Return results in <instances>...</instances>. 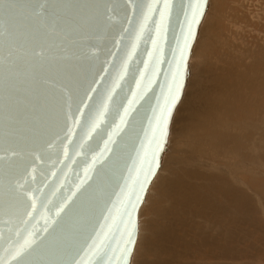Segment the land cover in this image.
<instances>
[{"label": "water", "instance_id": "1", "mask_svg": "<svg viewBox=\"0 0 264 264\" xmlns=\"http://www.w3.org/2000/svg\"><path fill=\"white\" fill-rule=\"evenodd\" d=\"M206 5L173 0L158 33L155 0H0V264H130L175 106L150 167L155 118Z\"/></svg>", "mask_w": 264, "mask_h": 264}, {"label": "bare ground", "instance_id": "2", "mask_svg": "<svg viewBox=\"0 0 264 264\" xmlns=\"http://www.w3.org/2000/svg\"><path fill=\"white\" fill-rule=\"evenodd\" d=\"M206 10H208V0ZM202 22L201 20L200 25ZM208 28L205 30L209 33L208 36L206 35V42L216 37L214 31ZM244 65L245 67L242 68H234L230 73H217L214 69L213 74L211 70L212 75H209L210 77L207 79L200 74L197 77V83H192V89L188 90L189 93L180 105L183 100L181 94L173 109L170 118L172 124L169 122L171 125L169 130L179 136L180 132L187 129L186 135L191 142L204 139V143L205 139L209 138L207 147L213 151H216L217 148L219 151L226 150L227 144H231L235 147L237 154H244L242 157L245 159L248 157L252 160L254 155H248L252 154V150H254L259 154L256 161L261 158L264 163V152L262 153L264 56L258 55L250 64ZM207 71L206 73H208ZM187 76H189L188 70ZM202 86L205 88V96L196 94V91L199 94L203 93L201 91L203 88H200ZM193 96H204L205 98L200 97L194 101ZM202 102L203 104L211 103L210 107L214 105L215 108L214 106L210 110L206 108L205 111H197L193 108L194 103L198 107L203 106L204 108L206 105H202ZM207 107L209 106L207 105ZM222 108L223 110H221ZM208 117L210 120L207 119ZM204 122L214 125L215 130L208 133L203 127L201 128L200 126ZM257 126H260V137H257L256 134ZM256 146L261 148L256 150ZM166 152L168 153L167 150ZM185 156V160H189L190 165L195 166L192 155L187 153ZM161 160L162 157L159 168ZM199 161L204 163L202 160ZM247 162V160H241V164L246 165L248 169L255 168V161L248 164ZM186 164L188 165L187 162H179L181 165L179 170L176 168L171 170L167 163L164 164L167 166L165 172L161 171L162 173L158 175L157 179L156 174L154 175L156 179L153 183L154 190L149 199L154 200V196L165 199L167 194L170 197L177 196L174 205L168 207L165 214L172 216L173 219L182 216L180 219H174L182 221L180 230L176 228L173 220L162 231L152 224L144 225L145 230L143 235L140 234L142 237L140 247H137L139 253L136 256L135 264H189V260L200 262V257L204 255L202 259L213 263L215 261L234 263L239 260L251 262L244 264L264 263V176L259 174L260 172L252 170H243L237 176L221 165L212 166L210 161L204 163L206 169H211L210 172L201 171L199 168L186 166ZM216 169L218 170L216 171ZM165 174L166 176H164ZM148 206H151L150 203ZM153 212L151 213L153 214ZM191 219L193 225H188ZM191 230L192 234H189ZM133 250L132 254H134ZM144 253L147 255L140 259V255ZM149 256L150 258L147 260ZM131 258L130 256V261Z\"/></svg>", "mask_w": 264, "mask_h": 264}, {"label": "rangeland", "instance_id": "3", "mask_svg": "<svg viewBox=\"0 0 264 264\" xmlns=\"http://www.w3.org/2000/svg\"><path fill=\"white\" fill-rule=\"evenodd\" d=\"M203 16H204V18L202 19L203 22L201 25L199 24L198 26L197 34L199 36L197 37L196 35L195 37V41L192 46V53H191V56L189 57L190 59L188 61V67H187L189 76H187L185 80L184 87L185 86L186 87L183 88V91H182L183 93L181 97V99L183 98V100L180 103V105L183 103L185 97L189 93L188 90L190 88L192 89L193 87L192 83H197V80H198L197 77H199L200 74L203 75V77L207 79L208 77H210L209 75H212V72L214 74V69L217 71V73H225V72L230 73L234 68H242V67H245L244 64H247V63L250 64V62L254 58H256L258 55L264 56V0H208V10L205 11ZM206 28L213 30L214 34H216V37L211 39L209 42H206V37L209 35V33L205 31L207 30ZM194 44H195V47H194ZM203 45H207V46H203ZM225 67L228 69L225 70L226 69ZM201 71L203 72L201 73ZM206 71L208 73H206ZM205 73H206V76H205ZM200 88L201 89L203 88V90L200 89L203 93L199 94L198 91H196V94L198 95L206 94V92L204 93L205 88L203 86ZM204 96H197V97L193 96V98L195 101L197 98H200V97L203 98ZM202 105H206V106L204 108L203 106L198 107L194 103L193 108L196 109L197 111L198 110L205 111L207 109L210 110L214 106L213 105L212 107H210V105H212L211 103L203 104V102H202ZM207 105L209 107H207ZM221 110H223V108ZM207 119L210 120V117H208ZM170 124H172V122ZM170 124H169V128H171ZM211 125L212 124H210L209 122H204L203 125H201L200 127L201 128L203 127V129H205L208 133H211L215 130L214 125L212 126ZM187 132L188 130L186 129L180 132L179 133L180 135L178 136V134L173 133L170 130L168 131L167 144H166L167 146L165 148L168 151V153L165 150L164 153L162 154L161 165L155 175L156 179L158 175H161L162 173L161 171L165 172V169L167 168V166L171 170H173L172 168H176V170H179V166H181L179 165V162L180 163L187 162L190 167H195V168H199L201 171L210 172L211 169L209 170L206 169L205 168L206 165H204V163L209 162V161L212 164V166L218 167L221 165L222 167L227 168L230 173L236 174L237 176H239L240 175L239 173H241V171L243 170H249V171L252 170L253 172L254 171L260 172L259 174L264 176V163L262 162L261 158H259L258 161H256V158L259 157L258 152H255L254 150H252V154L250 153L248 156L254 155L253 158L254 157L255 158L254 160L253 158L251 160L248 157L246 159L243 158L242 156L244 154H241V153L237 154L235 147L231 144H227L226 150L219 151L218 148L216 151L209 150L207 147V141L209 140V138H206L204 143H203L204 139L198 141L199 143L194 142V141L191 142L189 137L186 135ZM256 134H257V137L258 136L260 137V126H257ZM184 135L187 137H185ZM263 138H264V135H263ZM258 148L260 149L261 147L259 146L255 147L256 150H258ZM263 152H264V139H262V153ZM187 153H190L192 157L194 158L195 166L190 165L189 160H185L187 156V155L185 156V154ZM240 159L247 160L248 161L247 164L255 161L254 162V165L256 164L255 168L248 169L246 165L241 164ZM199 160H202L204 163L200 162ZM196 161H199V162H196ZM166 163L168 164L167 166L164 165ZM188 165L186 164V166ZM217 170L218 169H216V171ZM164 176H166V174ZM155 177L153 178L146 192L144 201L141 204L139 212H138V235H137V239L135 242L136 246H134V250H133L134 254L131 255L132 258H131L130 264H135L136 256L139 253L138 248L140 247V241L142 237L141 235H143L144 230H145L144 225L148 226L149 224H152L155 228H158L159 231L160 230L162 231L164 230L166 225L170 221L173 220L178 230H180L182 226V221L174 220V219H180L182 216H177L176 218L173 219L172 216L165 214L168 207L174 205L175 201L178 198L177 196L170 197V195L167 194L165 199L154 196V200H149L151 197L150 195L152 194V191L154 190L153 183L156 180ZM149 203L151 206H148ZM145 204H147L146 205L147 208ZM151 212H153V214ZM188 225H193L192 219L188 222ZM190 233L192 234V230L189 232V234ZM146 255H147L146 253H144L143 255H140V259L142 257H145ZM150 256L147 257V260H149L148 258H150ZM204 256L200 257L199 259L200 262L192 261V260H189L188 262L189 264H236V263L244 264V263L250 262L246 260H239L238 262H234V263H231V262L227 263V261H225L226 263L221 262V261H215L213 263L212 261L209 262V261L202 259L204 258ZM260 264H264V263H260Z\"/></svg>", "mask_w": 264, "mask_h": 264}, {"label": "snow or ice", "instance_id": "4", "mask_svg": "<svg viewBox=\"0 0 264 264\" xmlns=\"http://www.w3.org/2000/svg\"><path fill=\"white\" fill-rule=\"evenodd\" d=\"M198 2L200 4H203L205 0H198ZM155 3L159 8V12H160V21L158 23V33H159L160 31L165 30L168 13L170 12L173 6V0H155ZM152 11H154V9L152 7V4L150 3L147 12L145 13V19L150 18L148 13H151ZM197 11H198L197 9H192L190 14H186L185 17L186 27L184 32V44L183 47H181L180 49L179 56L176 61V67L172 73V79L169 84L168 95L165 99V103L161 106L155 118L152 140L150 141L151 152L146 153V158L148 159V163L150 167L154 166L158 152L163 148L165 137L167 135L168 118L171 115L172 108L175 106V103L180 96L181 88L183 86L182 65L186 60L185 49L189 47V40L195 35V26L199 24V17L197 15ZM199 12L200 14H202V9H199ZM158 41H159V35L157 36V38L153 39V44L157 49L159 48ZM108 99H111V96H109ZM103 115H104L103 112L99 114L98 121L99 118L102 117ZM127 115H128V108L126 107L124 109V113L121 115V123L124 122ZM109 139H111V137Z\"/></svg>", "mask_w": 264, "mask_h": 264}]
</instances>
